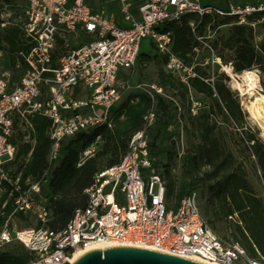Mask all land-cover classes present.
<instances>
[{"label":"built area","instance_id":"obj_1","mask_svg":"<svg viewBox=\"0 0 264 264\" xmlns=\"http://www.w3.org/2000/svg\"><path fill=\"white\" fill-rule=\"evenodd\" d=\"M99 4L95 8L90 0H0L1 29L19 28L25 47L15 65L0 50V190L8 184L11 194L16 193L13 213L35 215L40 224L12 228L11 214L0 232V248L21 243L33 255L28 264L65 260L74 264L86 250L117 244L218 264H264L256 245L251 251L240 241L218 234L195 192L169 203L166 179L155 166L149 145V129L156 118L153 107L131 136L121 161L96 173L86 190V206L78 208L62 229L47 225L50 171L28 177L25 185L20 183L21 174L14 177L18 143H36L34 117L51 121L47 160L52 166L65 154L70 140L81 134L87 140L98 129L114 127L116 111L133 88L145 39L149 50L166 58L164 70L190 87L192 78L201 77L198 63L174 52L169 24L188 13L233 16L235 23L249 24L251 15L264 10L262 2L231 4L224 11L209 0H99ZM189 24L203 42L196 22ZM193 52L198 54L199 47ZM214 62L224 67L220 58ZM147 93L153 97L151 89ZM190 93V109L198 114L203 103ZM103 144L102 134L96 135L79 153L78 165Z\"/></svg>","mask_w":264,"mask_h":264},{"label":"trees","instance_id":"obj_2","mask_svg":"<svg viewBox=\"0 0 264 264\" xmlns=\"http://www.w3.org/2000/svg\"><path fill=\"white\" fill-rule=\"evenodd\" d=\"M263 14L264 10L255 12L249 17V24H237L235 17L221 16L216 13L203 16L194 13L185 14L180 21L173 22L168 26V29L173 32V50L186 61L192 62L193 56L189 57L188 54L193 55L194 47L201 46V42L193 34L189 24L191 20L196 22L197 33L202 37H204L206 26L216 29L220 25L230 24V33L223 39L218 56L224 63L231 62L238 73L254 68H259L264 73V40L260 44L254 43L252 27L254 21ZM217 44L218 42H216V46ZM0 50L6 51L11 65L16 64L17 54L21 50H25L22 32L19 28L1 29L0 27ZM226 50L228 53L225 52ZM165 60L166 58L163 57V63ZM196 69L201 77L211 78L202 66L197 65ZM136 70L141 74L139 66L136 67ZM158 77L160 86L172 91V96H164L151 89L153 97L148 93H142L138 100L126 99L116 111L112 129H98L87 140L83 134L70 140L65 145V154L54 166L50 165L47 160L50 147L48 130L51 124L48 118L36 116L33 119L36 128L35 145L16 141L19 150L13 174L14 177L21 174L20 183L22 185H25L28 177H37L46 170L50 171L48 208L51 211V216L47 223L50 229L56 231L62 229L78 208L86 206V190L93 185L96 173L121 161L131 136L142 127L144 115L152 107L155 110L156 118L149 129V145L154 164L158 168L154 157L158 155L157 141L163 129L171 121L172 110L177 108L176 97L186 99L191 90L203 94L211 99L212 103L208 111H202V119L198 125L199 142L187 151L184 163L185 174L194 175V170L200 172L202 166H210L213 171L208 175L210 178L216 179L222 171L234 168V163L231 162L232 157L227 152L225 144L215 134V130L218 128L216 112L218 111L227 122L231 119L236 122L240 121L244 116L238 98L224 82V78L219 77L212 83L206 82L201 77H195L190 80L189 87L173 75L168 74L162 66L159 69ZM98 134H102L104 138L101 149L82 165H78L80 152L75 145L83 142L87 146ZM250 141H253V153L264 181V141L257 135H252ZM224 174L222 180L217 182V193L224 194V203L230 205L229 213L245 211L243 217L251 220L253 224L250 227L251 237L256 240L251 248L253 250V245H256L264 255V203L246 179L245 172L239 167ZM162 175L164 176L163 173ZM202 184L203 182L194 179L181 182L176 200L179 201L184 195L191 193L194 188ZM176 188L177 181L170 174V183H167L168 199L174 194ZM15 196L16 193L11 194V187L8 184L3 185V192L0 193V232L11 214L25 217L23 213H13ZM32 258L33 255L21 243H10L0 248V264H28Z\"/></svg>","mask_w":264,"mask_h":264},{"label":"rangeland","instance_id":"obj_3","mask_svg":"<svg viewBox=\"0 0 264 264\" xmlns=\"http://www.w3.org/2000/svg\"><path fill=\"white\" fill-rule=\"evenodd\" d=\"M90 1L94 4L95 8L100 5L99 0ZM209 1L224 11H227L231 4L257 6L262 2L264 3V0ZM252 27L254 30V43L260 44L264 40V14L254 21ZM230 28V24L220 25L216 29L206 26L203 33V42H201V46H199V52L198 54L194 52L192 55L194 57L191 58V60L198 63V66L200 65L205 68L214 80L223 77L224 82L239 100L244 116L240 121L236 122L231 119L227 122L218 111L216 112L218 128L215 130V134L225 144L227 152L230 153V157H232L231 162L234 163V168L222 171L216 179L210 178L208 175L209 172L213 171L210 166H202L200 172L194 170V175L185 174L184 163L186 162L185 157L187 151L191 146L199 142L198 125L202 119V111H208L212 103L211 99L203 94L195 92L194 97L202 101L204 108H202L198 114H193L190 109L192 101L191 93H189L186 99H179L176 97L175 105L177 108L172 110L171 121L163 129L157 141L159 145L157 150L158 155L154 157L156 158V165L166 178V182L170 183V174L173 175L177 181V188L174 190V194L169 197V203L171 205L175 204L177 201L176 194L178 193L181 182L191 181L192 179L203 182L201 186L194 188L193 192L197 194L200 208L209 218L212 226L220 236L240 241L246 245L248 249L253 251L251 246L256 240L251 237L250 227L253 225L251 220L243 217L245 216V211L229 213L230 205L224 203V194L221 192L217 193V182L222 180V176L225 175L224 173H230L232 170L239 167L245 172L246 179L262 201L264 194V181L253 153V141H250L252 135H257L264 141V129L261 125V121L258 118H253L247 107L254 97L250 98L248 95H243L242 92L235 87L233 78L223 70L220 64L214 62L217 57L220 58L218 53L221 49L223 39L230 33ZM216 42H218L217 46ZM149 44V39L143 41V52L137 63V66L140 67L141 74L136 73L133 77V88L127 92L124 100L128 98L138 100L140 94L147 93L148 89H153L154 87L160 89L159 93L164 96H172L173 94L172 91L163 89L160 86L158 72L160 67H163V57L154 50H149ZM209 46H212L213 50H211ZM225 52L228 53V50ZM220 60L223 65H232L231 62L224 63L221 58ZM254 69L257 70L262 85V88L257 91L264 92V73L259 68ZM237 78L239 79V77ZM85 146L86 144H83V142H79L75 145L79 152H81ZM100 149L101 148H99V150ZM168 171L170 172L169 174ZM2 192L3 190H0V193ZM11 224L12 228L15 229L32 228L40 225L35 215L25 217L13 216Z\"/></svg>","mask_w":264,"mask_h":264},{"label":"water","instance_id":"obj_4","mask_svg":"<svg viewBox=\"0 0 264 264\" xmlns=\"http://www.w3.org/2000/svg\"><path fill=\"white\" fill-rule=\"evenodd\" d=\"M74 264H206L164 251L133 245H108L91 248L78 255ZM63 264H70L67 260Z\"/></svg>","mask_w":264,"mask_h":264},{"label":"bare ground","instance_id":"obj_5","mask_svg":"<svg viewBox=\"0 0 264 264\" xmlns=\"http://www.w3.org/2000/svg\"><path fill=\"white\" fill-rule=\"evenodd\" d=\"M223 66V70L226 71L233 78L235 87L239 89L243 95H248V97L250 98L254 97V99L249 102V105L247 107L251 112L252 117L258 118L261 121V125L264 129V92L257 91L258 89L262 88V85L260 83V76L257 70L246 69L240 73H237L235 72L234 67L232 65ZM237 77H239V79ZM104 247L105 246H102V248ZM187 258L206 264H218L205 261L197 256H188Z\"/></svg>","mask_w":264,"mask_h":264}]
</instances>
